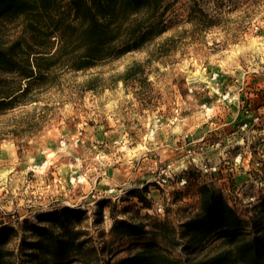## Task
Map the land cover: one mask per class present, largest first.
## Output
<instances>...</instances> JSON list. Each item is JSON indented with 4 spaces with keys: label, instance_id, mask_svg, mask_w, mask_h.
<instances>
[{
    "label": "rangeland",
    "instance_id": "374dc122",
    "mask_svg": "<svg viewBox=\"0 0 264 264\" xmlns=\"http://www.w3.org/2000/svg\"><path fill=\"white\" fill-rule=\"evenodd\" d=\"M170 16L172 28L145 49L61 74L38 102L0 114V224L79 211L99 264H116L150 242L178 259L216 250L218 234L181 236L200 212L201 184L241 217L255 212L264 0H176ZM134 61L144 62L135 81L116 78ZM142 217L166 219L169 237L117 235L119 221Z\"/></svg>",
    "mask_w": 264,
    "mask_h": 264
},
{
    "label": "trees",
    "instance_id": "16d2710c",
    "mask_svg": "<svg viewBox=\"0 0 264 264\" xmlns=\"http://www.w3.org/2000/svg\"><path fill=\"white\" fill-rule=\"evenodd\" d=\"M175 1L0 0V114L38 102L42 89L55 85L61 74L87 71L145 49L172 28ZM143 64L134 61L116 78L125 84L135 81ZM197 191L200 212L183 222L181 236L193 241L218 234L216 250L202 258L178 259L150 242L116 264H264V196L255 212L243 218L213 184H201ZM80 216L65 208L37 222L0 224V264H99ZM155 220V225L144 217L119 221L115 231L120 237L166 240L167 220Z\"/></svg>",
    "mask_w": 264,
    "mask_h": 264
}]
</instances>
